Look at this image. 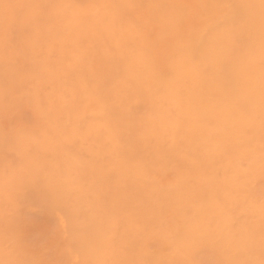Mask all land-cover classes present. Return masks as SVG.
I'll use <instances>...</instances> for the list:
<instances>
[{"label": "clouds", "instance_id": "obj_1", "mask_svg": "<svg viewBox=\"0 0 264 264\" xmlns=\"http://www.w3.org/2000/svg\"><path fill=\"white\" fill-rule=\"evenodd\" d=\"M245 2L0 0V54L14 17L34 32L58 17L66 45L22 94L35 124L17 126L15 163L4 162L0 75V264H264V0L235 84L203 62L219 69L232 53ZM125 14L139 23H117ZM194 17L220 25L204 49L207 24L169 44ZM217 91L229 102L209 123L203 100ZM41 208L60 210L54 254Z\"/></svg>", "mask_w": 264, "mask_h": 264}, {"label": "bare ground", "instance_id": "obj_2", "mask_svg": "<svg viewBox=\"0 0 264 264\" xmlns=\"http://www.w3.org/2000/svg\"><path fill=\"white\" fill-rule=\"evenodd\" d=\"M75 3L80 8L88 6V0H75ZM147 7V3L142 5ZM46 9L50 5H44ZM170 7L168 4H162L161 8ZM240 13L237 16V21L241 25V32L234 37V47L232 53L226 58L219 69L217 66L207 59L203 62L206 64L204 73L212 79L223 80L225 88H230L235 84L236 78L233 73V63L239 58L243 57L252 36L257 29L260 22V0H246L242 5L238 6ZM120 25L128 23H139L136 17L132 14L121 15L117 19ZM19 18L14 17L9 28V33L3 45L2 54H0V75L3 78L4 93V131L6 139L4 141V162L11 161L15 163L18 160L15 151H9L10 147H14L13 137L17 126H33L35 120L30 106L26 103L28 97L22 95L30 91V85L35 83L33 73L37 72L42 63L47 62L52 65L56 58L61 54L66 47L61 40V32L59 29L60 20L54 15H46L39 20V28L37 31L31 29L20 30L18 28ZM202 24H207V31L203 39L197 45L198 50H203L207 38L216 33L220 25L215 24L212 19L199 20L198 17L192 18L185 22L180 32L167 37V42L183 43L186 41H195L196 36L193 33L188 35L189 26L198 27ZM147 38L152 41H158V33L150 25L146 27ZM83 42H87V38H82ZM161 54H164L163 51ZM46 90V86H45ZM229 101L224 100L220 92H213L206 95L203 100V105L207 113V120L209 123L213 122V114L224 103ZM143 105H137L134 112H142ZM235 107L244 109L246 104L243 100L235 102ZM56 208L48 209L41 208L35 213L38 233L40 238L47 243L49 254L59 251L57 247L58 232L57 226L60 222L58 220V212ZM155 247V245H150Z\"/></svg>", "mask_w": 264, "mask_h": 264}]
</instances>
